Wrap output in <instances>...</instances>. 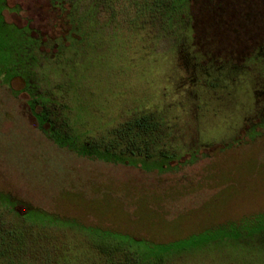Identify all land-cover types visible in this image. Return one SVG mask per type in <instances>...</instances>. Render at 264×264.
<instances>
[{"label":"rangeland","instance_id":"1","mask_svg":"<svg viewBox=\"0 0 264 264\" xmlns=\"http://www.w3.org/2000/svg\"><path fill=\"white\" fill-rule=\"evenodd\" d=\"M135 1L116 0L101 13L111 35L95 62L99 78L85 82L90 126L106 129L135 108L151 110L165 113L185 141L196 119L201 140L213 143L199 152L208 156L147 172L56 146L38 131L23 82L10 80V69L21 26L56 36L64 18L50 0H0V192L23 202L4 203L0 195V264L8 257L20 264H124L120 255L109 262L98 256L109 242H123L143 263L144 253L173 247L196 260L168 264H240L229 235L246 247L250 233L264 227V131L250 130L241 143L231 137H242V125L254 118V81L242 71L215 89L210 76L197 79L173 39L136 18ZM208 1L195 0L198 33L213 36L234 62L264 40V0ZM225 138L227 146L215 147ZM220 247L224 252L215 253Z\"/></svg>","mask_w":264,"mask_h":264},{"label":"trees","instance_id":"2","mask_svg":"<svg viewBox=\"0 0 264 264\" xmlns=\"http://www.w3.org/2000/svg\"><path fill=\"white\" fill-rule=\"evenodd\" d=\"M115 1L50 0L51 6L64 18L62 30L56 36L43 34L28 24L20 27L18 38L22 40L12 49L14 58L10 80L16 77L22 80V92L28 96L27 106L36 120L38 131L76 157L139 167L147 172L155 170V167L170 171L178 165L208 156L207 153L199 155V152L213 146V143L201 140L196 119L191 126L195 127L192 129L194 131L185 141L175 135L165 113L139 111L138 108L106 129L91 128L92 117L86 116L90 108L83 92L86 91L87 80L89 82L99 78L95 62L103 51L105 37L111 35L108 28L110 22L103 23L101 13L112 10ZM208 2V7L220 6L215 0ZM195 8V0H136L134 13L136 18L145 19L143 25L147 24L163 36L171 37L181 52V58L185 63L191 62L195 68L196 78L210 76L213 89L219 87L222 79L233 80L241 71L242 75L254 81V99L257 96L258 104L255 103L258 108L254 110V118L249 119L246 126L242 125V137L237 132L231 135L235 139L232 142L241 143L250 130V135L264 131V40L234 62L235 58L221 52L213 36L206 35L203 38L198 33L200 30ZM91 111L94 112L93 108ZM228 139L216 141L215 147L227 146ZM186 155L189 158L182 161ZM0 195L4 203H23L10 194L0 192ZM26 207L29 208V205ZM229 236L231 251L240 264L244 261V264H264V227L250 233L254 239L246 243V247L239 243V237H233L232 233ZM99 247L98 256H104L107 262L119 255L124 264H168L175 260H183L184 263L196 260L188 258L190 255H184V249L158 247L150 255L144 253L148 261L143 263L140 253L126 248L123 242L117 245L112 242L101 243ZM223 249L220 247L215 253L220 254L224 252ZM8 258L7 264H20Z\"/></svg>","mask_w":264,"mask_h":264}]
</instances>
